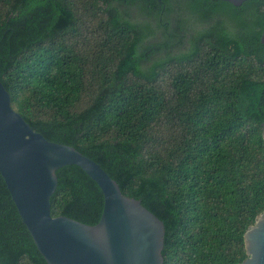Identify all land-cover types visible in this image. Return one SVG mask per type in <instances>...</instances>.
Returning <instances> with one entry per match:
<instances>
[{"label":"trees","instance_id":"obj_1","mask_svg":"<svg viewBox=\"0 0 264 264\" xmlns=\"http://www.w3.org/2000/svg\"><path fill=\"white\" fill-rule=\"evenodd\" d=\"M263 30L264 0H0V80L164 221V264H239L264 211ZM57 175L52 215L96 224L99 185ZM0 261L48 264L1 172Z\"/></svg>","mask_w":264,"mask_h":264},{"label":"water","instance_id":"obj_2","mask_svg":"<svg viewBox=\"0 0 264 264\" xmlns=\"http://www.w3.org/2000/svg\"><path fill=\"white\" fill-rule=\"evenodd\" d=\"M225 1L240 6L248 0ZM262 129L264 137V122ZM66 165L81 167L101 188L104 208L96 224L52 215L57 170ZM0 172L48 264H164V221L141 200L125 195L98 162L35 131L13 108L1 80ZM244 240L247 257L239 264H264V211L247 228Z\"/></svg>","mask_w":264,"mask_h":264}]
</instances>
